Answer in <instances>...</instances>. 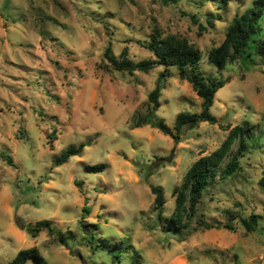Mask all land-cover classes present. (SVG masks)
Segmentation results:
<instances>
[{
	"label": "clouds",
	"instance_id": "1",
	"mask_svg": "<svg viewBox=\"0 0 264 264\" xmlns=\"http://www.w3.org/2000/svg\"><path fill=\"white\" fill-rule=\"evenodd\" d=\"M0 264H264V0H0Z\"/></svg>",
	"mask_w": 264,
	"mask_h": 264
}]
</instances>
